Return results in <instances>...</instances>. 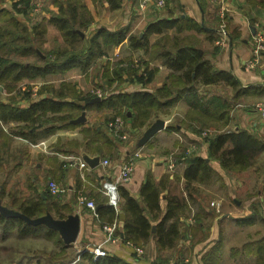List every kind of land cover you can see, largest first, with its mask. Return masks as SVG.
Returning <instances> with one entry per match:
<instances>
[{
  "label": "crops",
  "instance_id": "1",
  "mask_svg": "<svg viewBox=\"0 0 264 264\" xmlns=\"http://www.w3.org/2000/svg\"><path fill=\"white\" fill-rule=\"evenodd\" d=\"M206 1V7L203 10L198 0H177L180 8L176 9L175 12H182L185 16L191 17L203 26V29L199 32L184 30L179 34L194 35L199 51L204 52L205 57L216 67L230 70L239 80L240 87L233 89L224 85L198 84L199 87L196 89V93L193 92V95H198V98L204 96L209 103H212L214 96L223 98V112L219 118L212 111V105L207 103L210 106L207 109V116H211V119L207 121L208 124L214 123L220 128L204 127L203 130H210L211 132L245 130L264 143V120L260 118L256 109L258 103L264 102V56L253 68L249 69L246 65L251 57L253 32L261 30L264 34V4L262 3L264 0ZM221 3L228 8V11L225 12L226 15L228 14L227 20H223L226 24V36L222 47L217 44V41L222 39L220 23H218L220 18L218 17L219 21L217 22L212 17L214 14L217 15ZM3 5L10 7L5 2ZM136 5L137 1L135 7H132L131 10L129 8L123 17L118 16L115 20L116 23L108 27H127L129 28V36L133 33L143 35V26L146 23L154 22L165 15V13L157 15L154 6L148 4L145 19H140ZM45 15L46 12L43 11L41 15L34 17V14H31V17L34 20H39ZM54 29L53 26L49 25L47 32ZM158 36L159 34L152 33L148 37L149 42L152 43ZM120 66L129 67V72L128 74L123 73L124 80L118 86L117 82L114 81L115 87L108 90L106 88L108 87L107 78L114 77L113 70ZM154 68H156V71H151ZM145 70L150 71L151 76L145 84H142L136 79V74H141ZM173 72L171 68L162 63L161 59L151 60L149 54L142 47H133L128 37H126L117 45L108 44L105 53L85 69L73 67L63 73L48 74L24 80L23 83L28 84V88L25 89L27 93L19 89L5 91L0 86V101L11 106L25 108L32 102L53 95L56 98L60 97L61 102H68L72 98L67 94L66 85L68 84L74 85L75 94L90 93L92 86L107 89L112 93L135 90L154 91L166 84L169 75ZM88 85L89 87H87ZM200 94L204 95L199 96ZM93 96V98L99 97L100 99L105 97L101 94ZM196 100L200 101L199 99ZM189 108L187 93H185L182 99L159 110L155 114V119L149 125L137 129L128 124L129 136L131 134L137 137L133 136L134 139L132 137L126 144H119L114 147L111 150L112 155L108 154L110 165L105 167L100 164V160L106 158L90 150L94 145L90 144L88 146L82 133L87 124L92 125L95 123V117H92L93 122L87 121L85 112L92 110V108L82 111L84 112V121L82 122L67 119L64 123V121L55 120L54 118L48 120L47 118L53 116L52 113L39 117V120L31 122V124L30 122L17 120L3 122L0 119L3 134L0 136L1 202L9 206L11 203L16 204L21 199L34 198L35 195L44 197L47 194L53 196L49 192L48 184H46L47 179L51 180V178L67 185V192L73 189L72 184L74 180H77V183H81L83 189L88 191V195L95 199L97 194L100 196V188H98L100 178L116 176L122 161L126 160L134 151H139L140 155L134 161L131 179L120 184V187L126 189L132 197L140 199L139 191L147 176L158 183L161 178L167 175L170 187L176 188L177 191L179 189L178 192H181L180 188L183 186L184 181L182 176L183 157L171 158L169 154L173 156L175 152L172 151H175L181 144L184 145L185 152L194 146L192 154L201 157H207L208 154V143L201 137L200 132L196 134L187 126L197 125L196 120L192 118L194 114L191 113L192 110ZM97 113L96 110L95 114L97 115ZM157 119L163 120L164 126L142 142L141 137L144 132ZM181 121L185 122L182 126ZM69 123L73 126H69ZM22 126L25 127L24 131L28 132V135L25 136L19 132ZM171 126H177V128L171 129L169 128ZM96 128L105 131L103 123L101 125L97 124ZM140 132L141 134H139ZM108 136L110 135L108 134ZM87 158H98V160L97 163L87 164L86 167H78L74 164V161H84ZM251 161V165L236 177L225 174L219 162L212 160L210 164L215 174L200 184L199 188H202L204 193L211 192L215 198H218L216 201L219 202L220 206L227 208L223 213L222 223H227L226 217L231 216L233 223L237 226V219L247 218L252 220L248 226L256 227L254 232H264V174L261 177L260 173L264 169V148L254 152ZM211 178L215 180L212 181ZM43 185H46V187H43ZM167 191L168 188H163L161 191L160 205L163 210L166 205L165 196ZM73 208L72 213L79 215L80 229L75 242L70 244L71 247L78 252L103 242L105 232L100 226V219L94 215V211L86 206H76V204ZM50 212L53 216H56L53 211ZM222 217H210L208 223L210 231L207 237L202 236L196 240L194 236L197 245L194 247L193 252L191 250L190 256H184L181 259L185 264H201L200 258L203 250L211 245V243L206 246L204 244L217 238L219 232L218 220ZM184 221L186 222V220ZM180 240L184 245L181 249L185 251L186 244L192 242L193 237L189 240L181 237ZM149 242L152 245L154 240L149 239ZM103 248L107 253L117 254L129 260L133 259V255L137 259L142 258L132 254L134 253L132 248L123 242L103 243ZM231 254H234L233 251L230 253L229 248L226 249L221 257L223 262L232 259L229 258ZM155 256L156 252L154 250L149 257H144L145 260L142 264H152ZM180 257L181 255H178V258ZM237 259L249 262L253 261L254 258L253 256L240 255Z\"/></svg>",
  "mask_w": 264,
  "mask_h": 264
},
{
  "label": "trees",
  "instance_id": "2",
  "mask_svg": "<svg viewBox=\"0 0 264 264\" xmlns=\"http://www.w3.org/2000/svg\"><path fill=\"white\" fill-rule=\"evenodd\" d=\"M6 1L0 0V86L5 91L19 89L27 93L25 89L28 88V84L23 83L24 80L63 73L73 67L85 69L105 53L108 44L117 45L126 37L133 47H142L149 54L151 60L161 59L162 63L174 72L169 75L166 84L154 91H118L104 98L101 97L100 100L92 101L94 96L91 93L75 94L74 85L68 84L66 85L67 94L72 97L68 102H61L60 97L56 98L53 95L32 102L25 108L11 106L0 101V119L3 122L17 120L31 124V122L39 120V117L52 113L53 116L47 118L48 120L54 118L65 123L67 119H76L82 111L89 108H105L114 113L110 118L120 115L129 126L141 129L150 123L151 117H155L159 110L174 104L187 93L189 109L195 116L192 118L197 122V125L187 126L199 134L200 129L204 127L220 128L217 124H208L207 122L211 119V116H207V109L210 107L207 103L209 102L204 96L198 98V95H193L199 85L216 84L233 89L240 87L239 80L230 70L216 67L205 57L204 52L199 51L194 35L179 34L184 30L199 32L203 26L182 12H175L180 8L177 0H168V5H171L172 8L154 22L146 23L143 26V35L133 33L130 36L127 27L110 28L104 25L91 27L98 19L97 8L95 6L96 11L95 8L93 9V3L99 0H47L43 5L46 15L39 20H34L31 17V14L36 13L34 12L35 0H9L11 1L10 7L3 5ZM103 1L109 10H118L121 8L123 0ZM198 1L201 9L205 10L207 1ZM262 3L264 4V2ZM212 17L213 20L219 21L217 15L214 14ZM227 17L228 14H225L224 21L227 20ZM218 23L221 24V20ZM49 25L60 33L62 43H67L63 49L56 47L50 52L43 50V37ZM224 25L226 26L225 22ZM152 33L159 34V36L150 43L148 37ZM77 42H81V44L76 47L74 43ZM156 68L151 71H156ZM128 72L129 67L115 68L113 70L114 77L107 78L108 84L116 81L118 86L124 80L123 73L128 74ZM150 76L151 72L145 70L141 74H136V79L145 84ZM201 95L204 94L199 96ZM209 104L212 105V111L219 118L223 112V98L214 96L212 103ZM182 124L185 122L181 121V126ZM69 126L73 125L69 123ZM96 127L97 124H87L83 128L82 133L86 144L88 146L93 144L94 146L90 150L101 157L108 158L109 155L106 153L117 147L121 140L111 135L109 131H100ZM24 128L22 126L19 132L26 136L28 132L24 131ZM169 128L176 129L177 126ZM1 135L3 134L0 127ZM204 137L208 143L207 157L194 155L193 152L186 156L185 147H182L184 152L182 151L183 153L181 152L177 156V158L182 156L184 163L182 171L183 194L170 190L169 178L165 175L158 183L147 176L139 191L140 199L132 197L126 189L119 186L120 199L117 213L112 206L106 203V198L100 191L101 197L97 194L95 199L93 198L95 206H98L96 215L100 221L111 222L116 218L121 223L119 231L123 241L143 247L149 242V239L154 240L153 245L157 255L152 264H185L181 260L184 257L181 253L182 250H179L177 254V257L178 255L181 257L173 258L171 261L173 254L170 252L177 250V244L181 237L184 239L193 237L194 239L193 235L196 233L192 229L195 230L199 225V230L205 232L203 237H207L208 232L204 228L208 229L207 225L209 224L201 225L203 217L200 214L202 211H206L208 205L202 206L201 202L197 204L193 194H196L195 190H197L198 184L204 183L211 175L215 174L210 164L211 161H218L225 174L237 177L251 165L253 153L264 148L263 142L245 130H220ZM102 179L103 177L98 182V188H100ZM163 188H168L164 210L160 205ZM90 197L92 198L91 195ZM53 198L61 200L57 195L46 194L44 197L39 195V197L27 200L21 199L16 204H9V207L17 209L29 217H37L46 211H51L50 207L55 202ZM193 203L198 205L196 211L192 210ZM69 213H72V210L66 213L57 212L54 217L64 218ZM208 213L213 214L211 211ZM191 214L195 218L194 222L190 224L185 222L184 218L185 215L190 216ZM236 221L240 226H248L252 220L239 218ZM13 232L20 236H36L43 232L47 238L58 237L59 239H55L54 242L60 243L62 246L51 257H48L49 263L71 264L72 254L69 251L72 247L70 244H64L57 231L43 224L31 225L20 218L5 217L0 214V237L5 238ZM219 237L212 246L205 250L200 258L201 264H218L217 258L222 245V237ZM231 250L233 253L239 251L240 255L253 256V264H264V232H256L255 237L247 239L240 248ZM78 257L79 260L73 261L72 264H142L145 260L144 254L140 256L142 258L138 259L133 255V259L129 260L112 253L93 260L87 251H80Z\"/></svg>",
  "mask_w": 264,
  "mask_h": 264
},
{
  "label": "rangeland",
  "instance_id": "3",
  "mask_svg": "<svg viewBox=\"0 0 264 264\" xmlns=\"http://www.w3.org/2000/svg\"><path fill=\"white\" fill-rule=\"evenodd\" d=\"M47 0H35V10L34 12V17L37 15H41V12L45 11L44 9V3ZM136 1L133 0H123L122 1V6L120 9L118 10H109V8L107 7L106 3L103 0H99L96 1L95 3H93V9L95 8L96 11V16L98 17L96 23L94 21V23L91 25V27H96L99 25H104V26H110L111 24L116 23L115 20H117V17H123V15H125L129 8L131 10L132 7H135ZM7 5L11 4V1L7 0L5 2ZM95 4V5H94ZM171 7V5H167L165 8L157 10L155 9L157 15L160 14H164L167 12V10H169ZM146 13V12H145ZM129 14V13H128ZM33 15V14H32ZM21 17V16H20ZM19 18V17H18ZM23 18V17H21ZM41 19V18H40ZM25 22L27 23V20H25ZM118 25V24H117ZM112 26V25H111ZM117 28H120L118 26H116ZM140 29V28H138ZM137 29V30H138ZM55 30V29H54ZM50 31L44 34V41H43V50L50 52L53 51L54 48L59 47V49H63L64 46H67V43H62V37L60 35V33L55 30V31ZM75 46H80L81 42H77L74 43ZM108 84V83H107ZM115 84H108V87H106L108 90H111L112 87H114ZM89 87V85L87 86ZM107 89H103L100 87H96V86H92L90 88V93L92 95H98L99 92L101 95L103 96H108L110 95L112 92L108 91ZM104 92L102 93L101 92ZM104 90V91H103ZM97 110V115L95 114ZM87 114V121L89 122H93V118L95 117L96 119L94 120L95 123L93 124H102L103 123V127L106 129V122L107 120L110 119V117L114 114V113H110V111H108L105 108L102 109H92V110H87L85 111ZM153 119H155L154 116L151 117L150 122L153 121ZM150 124V123H149ZM147 124V125H149ZM129 132V129H128ZM141 134V132L139 133ZM137 137L135 135H131L129 136V133L125 132V137L124 138H120L121 142L120 144H126L129 140H131L132 137ZM134 137L132 139H134ZM184 145H180V147L176 148L175 152L173 156L169 157L173 158V157H177L182 151ZM191 150V152L193 151L192 148L189 149ZM112 155L111 150L109 152H107L106 155ZM107 160H109V158L106 157ZM263 167V166H261ZM261 173V177L264 174V169L263 171H260ZM50 179H47L46 184L48 183ZM52 181H54L59 188H61L63 191L58 194L57 196H59V198H61V200H56L53 198V201H55L52 206L50 208L51 211H53L56 215L57 212L58 213H66L67 211H71L74 208V205L76 204V206H85V205H79V197L80 196H85L87 199H92L89 195H88V191H86L85 189H83V187L81 186V183L78 184L77 180H74L72 187L73 189H71L69 192H67V185L61 184L58 181H56L55 179L51 178ZM211 180H215L214 178H211ZM175 183H177L175 181ZM170 186V185H169ZM43 187H46V185H43ZM211 188V187H210ZM170 190L172 192L175 193H180L176 190V188L170 187ZM181 193L183 192L182 187L180 188ZM196 191V194H193L194 197L196 198L195 202L197 204H199V202H201L202 206H205V204H207V208L205 209L206 211H202V213L200 214L201 217H203V225L206 226L209 223L210 217H216V216H223V213H225V211L227 210V208H224L223 206H220L219 202L216 201L213 194H211V192L209 193H204L202 188H199V184H198V188ZM183 194V193H182ZM186 195V193H185ZM35 197H39V195H35ZM7 198V197H6ZM5 198V199H6ZM94 201V200H93ZM211 201H213L215 203V205L211 204ZM68 202V204H67ZM192 204V206L194 208H192V210H197L198 205L197 204ZM56 204V205H55ZM211 204V205H210ZM70 208V209H69ZM212 212L213 214H209L208 212ZM209 214V215H208ZM189 215H185L184 220L187 221ZM195 218V217H194ZM227 218V223H222L221 220L224 219V217H222L220 220H218V236L216 239L214 240H210L207 241L204 245H208L211 243L210 246H212L216 240L218 238H220L219 236L222 237L221 242V251L218 254V258H217V262L218 264H253V261H242L241 259H237L240 257V253L239 251H235L234 254L229 257L232 258L230 260H228V262L224 261L221 259V257L223 256V252L229 248L230 253L232 252L231 248H240L242 243H244L247 239L253 238L256 235V232H254V230L256 229V227H250V226H240V225H235L231 219V216L226 217ZM202 225V224H201ZM208 226V229L204 228L207 232L210 231V226ZM200 225L199 227H197L195 230L192 229L193 232H195L196 234H194L193 236L196 237V240L201 238L205 232L200 231ZM59 239L58 237H50L47 238L44 236V233L41 232L40 235H36V236H20L17 235L15 232L10 233L8 236H6L5 238H1L0 237V264H50L49 263V259L48 257H51V255L59 250V248L62 246L60 243L56 244L54 242V240ZM191 239L190 237L187 239L189 240ZM194 240V239H193ZM183 242L181 240H179L178 244H177V250L170 252L171 254H173L171 261L173 260V258L177 257V254L179 253V250H182L181 247L184 246L182 245ZM197 244L192 242H189L188 244H186L185 246V251L182 250V255L184 256H190V252ZM153 244L151 245V242H147L146 244L143 245V254L147 257H149V255L151 254V252L153 253L154 250L156 252L155 247ZM204 246V247H205ZM210 246H207L205 249L203 247V253L205 252V250L207 248H209ZM72 255H71V264L74 263L73 261H77L79 260L78 257V252H76L75 249H70L69 251ZM76 252V253H75ZM203 253L201 254V256L203 255ZM157 255V252H156ZM142 256V255H141ZM239 256V257H238ZM139 257V256H138ZM237 257V258H236ZM178 258V257H177ZM234 258V260H233ZM183 261V260H182ZM184 262V261H183Z\"/></svg>",
  "mask_w": 264,
  "mask_h": 264
},
{
  "label": "built area",
  "instance_id": "4",
  "mask_svg": "<svg viewBox=\"0 0 264 264\" xmlns=\"http://www.w3.org/2000/svg\"><path fill=\"white\" fill-rule=\"evenodd\" d=\"M168 0H137V13L140 19H145V11L148 8V4H152L155 9L160 10L165 8L168 5ZM170 4V3H169ZM228 11V8L226 5L221 3L220 9L217 12L218 17L221 20L220 24V35L222 36V39L217 41L218 46L222 47L224 44V38L226 36V30L224 25V16L225 12ZM264 56V34L261 30H257L253 32L252 35V47H251V57L248 59L246 65L249 69L256 66L261 58ZM100 95V92L99 94ZM256 109L259 113V116L261 119L264 120V102H260L256 105ZM128 124L124 121V119L117 115L113 118H110L106 122V129L109 131V133L117 138H124L125 132L128 133ZM214 132H211L210 130H201L200 135L204 139V136H207L209 134H213ZM192 150L194 149V146L191 147ZM190 148V149H191ZM193 152V151H192ZM191 150H187L185 152V155H189L192 153ZM139 151H134L132 154L128 156L126 160L122 161V164L120 165L119 172L114 177H104L100 183V192L102 195L106 198V203L113 207L114 211L117 213L119 211V190L118 187L120 184L126 183L131 179L133 168H134V161L136 158L139 157ZM75 165L78 167H86L87 163L85 161H74ZM100 164L105 167L109 166L110 162L107 159L100 160ZM48 189L49 192L52 195H58L63 190L59 188V186L52 180L48 181ZM212 205H215L213 201H211ZM210 204V205H211ZM79 205H85L87 208H90L91 210H95V203L92 199H87L85 196L79 197ZM94 215L97 217L96 212L94 211ZM188 223L194 222V216L191 214L187 221ZM100 226L105 232V237L103 239V242L91 246L90 248L83 249L82 251H87L90 253L91 258L93 260H97L100 257H104L107 255V251L105 248H103V243H116V242H123L125 245L130 246L132 248V251L137 255L141 256L143 255V248L141 246H135L131 244L129 241H123V237L120 233V227L121 223L114 218L113 221L107 222V221H100ZM80 252V251H79Z\"/></svg>",
  "mask_w": 264,
  "mask_h": 264
},
{
  "label": "water",
  "instance_id": "5",
  "mask_svg": "<svg viewBox=\"0 0 264 264\" xmlns=\"http://www.w3.org/2000/svg\"><path fill=\"white\" fill-rule=\"evenodd\" d=\"M99 97L93 98L94 100H99ZM74 122H82L84 121V112L81 113ZM164 126V121L157 119L155 120L149 128L144 132L141 137V141L144 142L147 140L152 134L158 131L160 128ZM98 158H87L84 160L87 164L93 165L97 163ZM98 206L95 207V212L97 211ZM0 214L5 217H17L22 219L24 222L31 225H39L43 224L46 227L57 231L60 238L64 242V244L74 243L80 229V218L77 213H69L64 218L54 217L49 211H46L43 215L37 217H29L24 213L20 212L17 209L11 208L9 206L4 205L0 200Z\"/></svg>",
  "mask_w": 264,
  "mask_h": 264
},
{
  "label": "bare ground",
  "instance_id": "6",
  "mask_svg": "<svg viewBox=\"0 0 264 264\" xmlns=\"http://www.w3.org/2000/svg\"><path fill=\"white\" fill-rule=\"evenodd\" d=\"M128 128V127H127Z\"/></svg>",
  "mask_w": 264,
  "mask_h": 264
}]
</instances>
